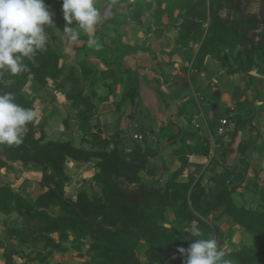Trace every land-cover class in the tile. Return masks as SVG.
Returning a JSON list of instances; mask_svg holds the SVG:
<instances>
[{
    "label": "trees",
    "instance_id": "16d2710c",
    "mask_svg": "<svg viewBox=\"0 0 264 264\" xmlns=\"http://www.w3.org/2000/svg\"><path fill=\"white\" fill-rule=\"evenodd\" d=\"M52 1L45 0L46 3ZM122 1L129 3L133 19L139 23L147 10H154L157 20L164 15L171 20H181L176 43L178 49L198 44L197 68L207 56H213L228 74L248 75L247 88L255 83L252 71L264 68V13L259 16L246 12L251 0ZM224 10H228L227 15L223 14ZM65 24L61 19L49 27L54 29L59 25L63 30ZM86 41L87 36L83 45L87 56L79 65L63 63L62 55L50 41L32 60L25 59L27 71L12 76L0 70V90L11 92L17 104L35 112L37 102L27 88L33 83L48 89L54 82L55 86L51 87L54 101L55 92H65L82 131L79 145L71 138L52 139L45 129L47 121L44 120L39 128L35 118L26 126L21 145H2L0 169L35 163L41 169L44 189L34 197L11 183L0 185V213L7 217L4 224L8 236L18 243L13 246L0 238L6 263L18 264L15 259L18 255L24 259L20 264H68L52 258L56 253H67L70 247L66 243H70L78 248L88 244V254L79 253L80 257L88 256L82 264H186L187 257L179 249H187L194 242L191 226L195 223L202 230L203 238L217 240L218 248L225 250L232 264H264V187L260 180L255 179L251 187L260 191V207L236 204L233 194L246 174L229 166L215 172L210 177L212 183H204L203 176L193 174L188 181H179L189 164L190 153H209V144L190 145L186 141L175 151L181 166L168 180L162 183L155 178L152 181L144 179V173H154L149 163L156 151L151 147L143 149L140 144L134 150H127L120 129L104 135L99 113L104 97L97 88L100 73L112 78L111 85L123 81L125 73L131 85L118 105L130 99L135 107L139 77L130 67L124 66V57L143 47L126 45L123 55L110 57L105 52H111L112 45L104 42L103 49L96 50L89 48ZM94 50L98 51L107 69L101 71L92 63L90 57ZM4 80H11V85L5 86ZM71 116L67 114L64 120L68 129H72ZM250 120L252 117H240L237 122ZM241 152H245L244 146ZM227 153L225 149L223 161ZM69 160L83 164L95 161L92 184L96 189L91 192L81 187L75 196L67 194ZM14 213L23 219L21 226L9 224L8 217ZM225 217L233 224L228 229L224 227ZM234 225L253 235L256 242H241L227 248L225 245L231 240ZM144 245L143 260L140 248ZM24 247H31V250L26 253Z\"/></svg>",
    "mask_w": 264,
    "mask_h": 264
},
{
    "label": "crops",
    "instance_id": "0c3cea01",
    "mask_svg": "<svg viewBox=\"0 0 264 264\" xmlns=\"http://www.w3.org/2000/svg\"><path fill=\"white\" fill-rule=\"evenodd\" d=\"M119 1L122 0H116L117 3ZM45 4L53 14V24L65 20L60 0ZM109 4L98 0L102 19L97 34L104 35L107 45H116L120 54L126 45L143 47V50L131 52L124 59L125 67H130L139 77L135 107H132L130 99L118 105L119 97L127 90L123 86L127 82L126 76L114 85L110 84L112 78L104 74L98 76L97 88L100 96L104 97L99 104L104 135H111L120 129L127 150H134L140 144L143 149L151 147L156 151V156L151 157L149 163L154 173H145L143 178L146 180L155 178L162 183L168 180L171 173L181 166V159L175 151L186 141L190 145L209 144V153H190L189 164L179 181H188L193 174L203 176L206 183L215 172L224 171L229 166L246 174L240 186L246 185L250 179L260 180L262 184L264 68L252 71L255 83L250 88H247L248 75L228 74L213 56H207L203 65L197 68L198 44L178 49L176 38L181 20H171L167 15L157 20L154 10H147L139 23L133 19L134 12L128 2L112 5L110 10L107 7ZM104 12L107 15H103ZM45 31L51 34V41L62 55V62L73 64L85 40L80 37L78 44L67 43L59 25L54 29L45 25ZM90 59L99 70L107 69L108 66L95 53ZM43 112L47 113L45 108ZM239 116L252 117V120L238 123ZM225 117L230 120L229 131L221 135L218 128ZM135 133L144 135V139H136ZM242 146L244 153L241 152ZM225 149L228 153L223 161ZM240 186L238 190L242 191L244 188Z\"/></svg>",
    "mask_w": 264,
    "mask_h": 264
},
{
    "label": "clouds",
    "instance_id": "9594fccd",
    "mask_svg": "<svg viewBox=\"0 0 264 264\" xmlns=\"http://www.w3.org/2000/svg\"><path fill=\"white\" fill-rule=\"evenodd\" d=\"M97 3L98 0H62L66 21L62 32L67 43L78 44L84 34L87 46L98 48L95 37L102 15ZM115 3L116 0H111L108 9ZM45 25H53V14L45 0H0V70L12 76L27 71L25 59L32 60L52 39L51 34H46ZM2 83L10 86L12 81ZM35 118L34 110L17 104L11 92L0 90V145H21L26 126ZM203 236L202 230L193 223L191 237L195 238L194 242L187 249H179L187 257L186 264H232L225 250L218 248L215 238Z\"/></svg>",
    "mask_w": 264,
    "mask_h": 264
},
{
    "label": "rangeland",
    "instance_id": "374dc122",
    "mask_svg": "<svg viewBox=\"0 0 264 264\" xmlns=\"http://www.w3.org/2000/svg\"><path fill=\"white\" fill-rule=\"evenodd\" d=\"M104 2H111L110 0H104ZM122 4L125 2H120L113 4L116 6L117 4ZM245 4V1H242V5ZM245 11L251 14H256L259 16H262L264 13V0H251L248 6L245 8ZM228 10H224L223 14L227 15ZM81 38L83 40L86 39V35L81 34ZM105 38V37H104ZM95 39L98 43V48H95L96 50L103 49V45L105 40L103 39V34H97ZM117 41H114V44H116ZM111 46V45H110ZM82 47V46H81ZM112 51L111 52H105L110 57H115V55H123L118 53V49L116 48V45L111 46ZM117 47H119V42L117 44ZM90 51L91 49H87ZM95 51V50H94ZM93 54V53H92ZM95 54L99 57L98 51H95ZM107 54L105 55L107 57ZM71 56V55H70ZM86 49L80 48L72 63L74 65H79V61L86 58ZM91 58V57H90ZM71 59V57H70ZM125 59V57H124ZM125 66V64H124ZM102 74V73H100ZM123 76H126L127 81V74L123 73ZM122 76V77H123ZM131 82H129L130 84ZM55 86L54 82L50 83V87ZM123 86L128 88V81L123 83ZM27 92L30 94V96L37 102V112H36V122L38 124V127L40 128L42 126L43 121H47V125L45 126V129L48 133V137L52 139H65V138H71L74 140V142L79 145L80 144V138L82 136V131L78 128V121L74 118V111L71 110L68 101L65 97V92L60 90L55 92V99H53V92L50 89L42 88L38 84H30L27 88ZM123 95L120 96V100L122 99ZM44 108L47 111L46 114H44ZM226 110V109H225ZM72 115L71 117V124L72 129H68L65 126V118L66 115L69 114ZM240 119V116L237 117V120ZM2 145H0V153L2 151ZM95 161H91L90 163L83 164L78 163L73 160H69L67 163V171L70 175V181L67 186V194L69 196H75L78 192V190L81 187H86L89 191H93L96 189V186L93 183V176L95 174ZM41 176L42 172L41 169L38 167L37 164L32 163L28 165L27 167H23L20 163L17 165H10L6 168L0 169V185L5 183H11L14 187L18 188L19 190L23 191L24 193H28L31 196H37L40 194L44 189L41 186ZM143 176L146 177L145 173ZM209 181V182H208ZM206 183H210V180H207ZM254 179H250L249 182L246 185L240 186L243 187L246 192L242 191H235L233 196L235 198L237 205H246V206H255L260 207V191H254L251 189L253 186ZM264 184V181L262 182ZM6 215L0 213V238L4 241L9 242L13 246H18V243L16 240H12L6 230V226L4 224V221L6 219ZM9 224L12 225H18L21 226L23 219L19 217L16 213L10 215L8 217ZM224 227L228 229L229 227H232V221L225 217L224 219ZM235 226V225H234ZM173 229L177 232L176 226H173ZM232 237L230 241H227L226 247L231 249L233 245L244 243V244H253L256 242V238L245 232V230L241 229L238 226H235ZM68 247H70L69 251L67 253H56L52 260L53 261H64L68 264H82V262L88 258L86 257H80L79 253L84 252L85 254H88V244H82L79 248L71 246L70 243H66ZM42 247V243L39 246ZM219 247V246H218ZM146 249V246H142L140 248L142 259H145L144 251ZM24 252H29L31 250V247H24ZM16 262L18 264L22 263L24 261L23 258L19 257L18 255L15 256ZM0 264H7L4 257H3V250L0 249ZM34 264H40L38 262H35Z\"/></svg>",
    "mask_w": 264,
    "mask_h": 264
},
{
    "label": "built area",
    "instance_id": "2783aa9c",
    "mask_svg": "<svg viewBox=\"0 0 264 264\" xmlns=\"http://www.w3.org/2000/svg\"><path fill=\"white\" fill-rule=\"evenodd\" d=\"M229 125H230V120L227 117L223 118L222 123L218 128V133H220L221 135H225L229 131ZM134 137L139 140L144 139V135L139 133H135Z\"/></svg>",
    "mask_w": 264,
    "mask_h": 264
},
{
    "label": "water",
    "instance_id": "95a60500",
    "mask_svg": "<svg viewBox=\"0 0 264 264\" xmlns=\"http://www.w3.org/2000/svg\"><path fill=\"white\" fill-rule=\"evenodd\" d=\"M48 89H50L52 91V88L51 87H48ZM238 227H239V225H238Z\"/></svg>",
    "mask_w": 264,
    "mask_h": 264
}]
</instances>
